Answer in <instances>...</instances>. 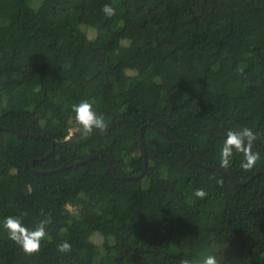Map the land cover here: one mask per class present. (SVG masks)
I'll use <instances>...</instances> for the list:
<instances>
[{
    "label": "trees",
    "instance_id": "trees-1",
    "mask_svg": "<svg viewBox=\"0 0 264 264\" xmlns=\"http://www.w3.org/2000/svg\"><path fill=\"white\" fill-rule=\"evenodd\" d=\"M81 100L106 131L82 133ZM0 125V264H264V0H0ZM245 126L259 159L222 168ZM140 134L137 178L97 157L33 170L97 153L137 174ZM7 216L44 222L39 252Z\"/></svg>",
    "mask_w": 264,
    "mask_h": 264
},
{
    "label": "clouds",
    "instance_id": "clouds-1",
    "mask_svg": "<svg viewBox=\"0 0 264 264\" xmlns=\"http://www.w3.org/2000/svg\"><path fill=\"white\" fill-rule=\"evenodd\" d=\"M102 11L108 17L116 14V10L111 4H104ZM238 73L243 75V69H239ZM71 110L75 114V121L81 126L82 133L85 136L91 135L94 129L101 132L106 131L107 124L103 115H98L93 110L92 104L87 100H81L73 104ZM256 140L257 135L246 126L229 129L225 133V139L219 152L220 166L228 168L234 153H237L243 157L241 168L245 171L251 170L259 159V153L252 150ZM217 183L222 185L223 181L217 180ZM194 195L203 199L207 196V193L202 188H198L195 190ZM3 226L8 232L9 239L18 245L25 254L32 255L40 251L41 241L46 235L44 222L39 223L34 229H29L23 226L19 218L7 216ZM57 251L68 253L71 251V244L67 241L61 242L57 245ZM179 264H192V261L188 258H181ZM202 264H224V258L215 254L208 255L203 259Z\"/></svg>",
    "mask_w": 264,
    "mask_h": 264
},
{
    "label": "water",
    "instance_id": "water-1",
    "mask_svg": "<svg viewBox=\"0 0 264 264\" xmlns=\"http://www.w3.org/2000/svg\"><path fill=\"white\" fill-rule=\"evenodd\" d=\"M147 124L152 125L151 122H147ZM0 128H5V127L2 126V125H0ZM7 128L12 129V130H15V131L18 132L19 134H21V135H25V136H33V137L41 136V137H44V135H42V134L39 133V132H27V131H22V130H19V129L13 127V126H9V127H7ZM181 142L185 144V142H183V141H181ZM139 145H140V147H141V149H142V151H143L144 161H143V168H142L141 172H139V173H137V174H125V175H119V174L116 172V170H115V168L113 167V165H112L107 159L102 158V157H101L99 154H97V153H91V154H89L88 156H86V157L83 158V159L75 160V161L71 162V163L68 164V165H61V166H59L58 168H54V169H35V168H33V170H34L35 172L48 173V172H51V171H54V170H59V169H61V168H65V167H67V166H71V165H76V164H78V163H82L84 160H88V159H91V158L97 157V158H101V159H103V161H104V162L108 165V167L113 171V173L115 174L116 177H118V178H137V177L141 176V175L144 173L145 169H146L145 149H144L143 139H142L141 134H140ZM185 145L188 147L187 144H185ZM52 149H53V141L51 142V148H50V150L47 152V154H45V156L48 155V154L52 151ZM189 154H190L191 159H192L195 163H197V164H201V162L198 161L197 159H195V158L192 156L191 153H189ZM32 161H33V160H31V163H32ZM218 169L221 170V168H219V167H218ZM225 172H227V173L231 176V172H230V171L225 170ZM263 172H264V171H263Z\"/></svg>",
    "mask_w": 264,
    "mask_h": 264
},
{
    "label": "rangeland",
    "instance_id": "rangeland-1",
    "mask_svg": "<svg viewBox=\"0 0 264 264\" xmlns=\"http://www.w3.org/2000/svg\"><path fill=\"white\" fill-rule=\"evenodd\" d=\"M1 248H2V249H4L3 247H1ZM159 261H160V263H161V264H163V260H162V259H161V260H159Z\"/></svg>",
    "mask_w": 264,
    "mask_h": 264
}]
</instances>
